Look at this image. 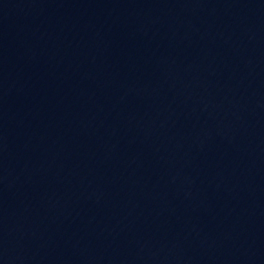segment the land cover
<instances>
[{
  "label": "water",
  "instance_id": "95a60500",
  "mask_svg": "<svg viewBox=\"0 0 264 264\" xmlns=\"http://www.w3.org/2000/svg\"><path fill=\"white\" fill-rule=\"evenodd\" d=\"M0 264H264V0H0Z\"/></svg>",
  "mask_w": 264,
  "mask_h": 264
}]
</instances>
